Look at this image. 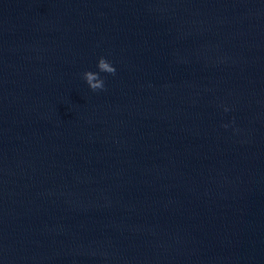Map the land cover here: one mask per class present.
<instances>
[{
	"label": "water",
	"instance_id": "obj_1",
	"mask_svg": "<svg viewBox=\"0 0 264 264\" xmlns=\"http://www.w3.org/2000/svg\"><path fill=\"white\" fill-rule=\"evenodd\" d=\"M0 264H264V0H0Z\"/></svg>",
	"mask_w": 264,
	"mask_h": 264
},
{
	"label": "clouds",
	"instance_id": "obj_2",
	"mask_svg": "<svg viewBox=\"0 0 264 264\" xmlns=\"http://www.w3.org/2000/svg\"><path fill=\"white\" fill-rule=\"evenodd\" d=\"M97 67L99 72L86 71L83 74L84 79L93 91L105 89V81L100 77V72H106L113 75L116 73V68L104 57L99 59ZM225 110L227 111V109Z\"/></svg>",
	"mask_w": 264,
	"mask_h": 264
}]
</instances>
